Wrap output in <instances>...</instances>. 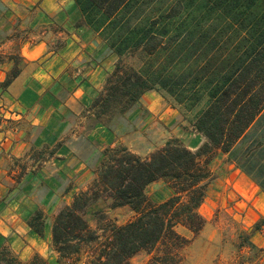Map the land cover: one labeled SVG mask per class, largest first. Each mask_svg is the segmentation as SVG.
<instances>
[{
    "label": "trees",
    "instance_id": "1",
    "mask_svg": "<svg viewBox=\"0 0 264 264\" xmlns=\"http://www.w3.org/2000/svg\"><path fill=\"white\" fill-rule=\"evenodd\" d=\"M75 2L86 26L118 56L93 100L92 115L110 124L145 94L161 92L206 141L193 151L172 138L146 156L126 146L106 149L90 186L55 215L52 245L58 261L133 264L132 259L145 251L151 255L147 264H182V252L206 225L200 209L214 179L212 161L219 151L228 153L264 110V4L235 0L233 8H226L227 14L236 11L234 23L213 28L214 35L195 28L184 36L185 27L175 26L170 14L151 16L141 0ZM20 62L14 59L2 88L21 74ZM156 182L173 192L160 204L147 193ZM100 200L110 201L112 210L127 207L135 216L120 226L107 213H98L94 228L85 215ZM42 216L38 211L30 220L38 233ZM245 245L254 248L249 241ZM0 264L48 263L40 256L21 263L4 252Z\"/></svg>",
    "mask_w": 264,
    "mask_h": 264
},
{
    "label": "crops",
    "instance_id": "2",
    "mask_svg": "<svg viewBox=\"0 0 264 264\" xmlns=\"http://www.w3.org/2000/svg\"><path fill=\"white\" fill-rule=\"evenodd\" d=\"M15 58L21 74L4 89ZM117 60L86 26L75 0H0V255L21 263L40 256L48 264H67L58 261L52 245L55 215L90 186L108 147L126 146L146 156L172 138L193 151L205 143L185 122L173 129L179 115L162 113L159 103L142 100L148 112L141 123L139 103L110 124L96 119L90 108ZM150 93L144 97L152 98ZM157 129V141L146 134ZM215 158L207 217L238 200L236 216L248 223V241L264 250V110L228 153L219 151ZM38 211L41 233L30 225ZM130 214L120 226L134 218Z\"/></svg>",
    "mask_w": 264,
    "mask_h": 264
},
{
    "label": "rangeland",
    "instance_id": "3",
    "mask_svg": "<svg viewBox=\"0 0 264 264\" xmlns=\"http://www.w3.org/2000/svg\"><path fill=\"white\" fill-rule=\"evenodd\" d=\"M141 2L143 8H146L145 10H147L151 16L157 17L161 12L170 14L175 22V26L181 25L185 27L184 36H187L188 30H193L195 28H198L197 30L201 32L209 30L208 33L214 35L213 28L219 29L229 23L235 22L234 13L236 11L230 10V14L226 12L228 7L233 8L235 6V0H141ZM199 34L200 32H198L193 39L198 37ZM182 39L183 37H179V40ZM98 48L99 47H97V49ZM174 50L176 51L177 49L174 48ZM102 51L104 52V49ZM150 94H152L153 97L148 98V95L147 97H143L140 101L141 103L139 102L137 107V110L141 109L142 111L138 117L140 123L143 120L142 117L147 116L148 112L145 106L142 105L143 100V103H154V106L159 103L157 108L161 107L163 109L162 113L167 109L174 110L179 115V119L173 129H175V127H184L183 122L187 124L185 128L188 129V123L184 120L182 109L176 107L173 101L161 92L152 91ZM168 130L169 128L166 127L163 133ZM146 134L149 137L152 136V139L157 141L160 139L159 137L162 135V131L157 129L156 131H149ZM215 159L216 158H214L211 163L212 170L216 164ZM213 174L214 179L211 184L214 183L216 179V173ZM164 184V182H156L148 187V196L154 203L160 204L170 198L168 189ZM237 203L238 200L230 203L226 208L222 206L217 207L209 218L207 217L203 204V209H200V212L206 219L205 228L182 252V264H264L263 249H251L247 245L243 246V244L248 242L250 236L248 235L249 231L246 230L248 223L242 222L243 218L241 219L236 216V214L241 215ZM109 205L110 201L108 200H100L92 205L85 215L91 226L94 228L97 227L98 213L110 212L107 214L108 217L118 225L130 220L131 214L129 208L125 207L112 211ZM232 210L236 212L232 213ZM180 231L187 237H192V234L188 231L184 229H180ZM150 257L151 255L149 253L143 251L132 259V263L147 264Z\"/></svg>",
    "mask_w": 264,
    "mask_h": 264
},
{
    "label": "built area",
    "instance_id": "4",
    "mask_svg": "<svg viewBox=\"0 0 264 264\" xmlns=\"http://www.w3.org/2000/svg\"><path fill=\"white\" fill-rule=\"evenodd\" d=\"M261 232L264 234V228H262Z\"/></svg>",
    "mask_w": 264,
    "mask_h": 264
}]
</instances>
